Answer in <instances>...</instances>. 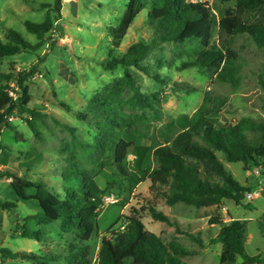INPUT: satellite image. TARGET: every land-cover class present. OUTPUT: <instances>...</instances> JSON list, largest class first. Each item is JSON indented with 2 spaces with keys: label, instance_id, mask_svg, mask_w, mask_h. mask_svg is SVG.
<instances>
[{
  "label": "rangeland",
  "instance_id": "obj_1",
  "mask_svg": "<svg viewBox=\"0 0 264 264\" xmlns=\"http://www.w3.org/2000/svg\"><path fill=\"white\" fill-rule=\"evenodd\" d=\"M127 1L65 0L64 17L55 23L63 28L64 35L55 30L45 38L39 50L6 59L3 72L17 75L36 70L26 84L25 93L32 96L30 106L49 117L38 123L43 135L41 141L35 138L18 112L9 122L18 120L15 122L19 137L10 129H0V175L10 173L35 183L43 182L64 196L65 187H74L79 192L82 186L80 181L66 183L62 177L65 169L71 167L68 157H76L79 168L86 171V179L93 178L106 191L102 199L112 196L117 201L100 207L98 228L89 242L93 263L103 239L123 229L135 210L139 211L146 228L165 244H178L193 254L183 258L188 264H219L223 246L212 243V239L232 220L249 221L247 253L264 257V196L250 203L244 199L240 204L224 201L221 206L205 209L184 204L169 206L151 192L150 181L130 183L117 175L107 152L88 149L98 135L96 123L104 122L106 127L115 125L124 139L149 149L144 160V168H148L153 167L154 150L170 145L179 133L192 128L199 117L221 123H237L243 118L264 121V91L259 82L260 76L264 77V49L246 34L229 37L215 32L213 44L224 50L231 49L239 58L238 88L220 82L217 75L208 70L184 69L196 58L197 45L157 41L148 10L140 13L120 47L114 49L108 28L119 25ZM190 1L208 4L217 16L233 6L223 0ZM53 3L54 0H0V37L5 41L7 30L13 29L26 41L38 43L37 37L28 33L24 22H44L47 9L42 5ZM136 43L152 44L154 49L144 62L149 75L130 69L131 86L123 68L110 72L101 63L124 55ZM0 85L7 88L9 95L6 101L0 100V106L5 109L20 93L14 79L2 80ZM132 87L139 91V96ZM60 101L70 106L71 111L63 108ZM78 112L89 114L90 120H78L75 116ZM54 119L76 127L75 135ZM217 156L235 180L250 192L264 189V171L254 175L253 170H246L242 163H230L220 152ZM135 160L134 154L131 155V168ZM12 181L0 179V201L18 202V207L12 211L0 207V246L20 254H35L38 259L1 261L0 257V264H70L66 255L74 236L61 231L60 221H55L56 215L40 203L35 189L24 190L25 200L19 199ZM151 204L168 216L172 224L155 220L149 211H143ZM41 213L51 218L46 225L25 221L27 216ZM25 225L30 230H46V242L23 239L21 233ZM239 264L247 262L242 260Z\"/></svg>",
  "mask_w": 264,
  "mask_h": 264
},
{
  "label": "trees",
  "instance_id": "obj_2",
  "mask_svg": "<svg viewBox=\"0 0 264 264\" xmlns=\"http://www.w3.org/2000/svg\"><path fill=\"white\" fill-rule=\"evenodd\" d=\"M233 3L218 16L206 3L190 0H128L124 15L116 27L108 28L112 48L118 49L136 18L148 10V19L156 34V40L181 46L196 44V58L185 65L184 69L200 68L217 75L220 82L234 88L240 85V65L238 56L231 49H221L213 44L215 32L235 37L248 35L261 49H264V0H223ZM47 9L46 19L42 23L25 21L28 33L37 37L38 43L32 44L22 34L13 29L6 32V40L0 37V81L15 80L20 95L11 100L7 108L0 106V129H10L19 137L17 127L9 119L18 112L35 138L43 140L39 129L40 122L49 116L30 106L32 96L25 93L26 84L36 73L35 69L23 71L17 75L3 72L7 58L23 52L39 50L45 38L56 30L55 23L63 18L64 0H54L53 4H43ZM153 46L143 43L132 44L120 57L105 60L101 66L106 71H116L119 67L125 71L126 81L133 86L131 68L149 75L144 62L151 56ZM161 63V62H160ZM264 91V77L259 78ZM135 89L136 95L139 91ZM6 87L0 85V100L6 101L9 95ZM193 93V90H187ZM60 105L71 111L70 106L60 101ZM78 120L88 122L89 114L75 113ZM54 121L63 129L75 135L74 126ZM98 135L88 149L107 152L121 178L135 185L150 181L151 192L165 200L169 206L184 204L198 209L223 205L224 201L240 204L249 188L243 187L229 173L220 161L217 153H222L230 163H242L246 170L264 168V121L243 118L237 123H221L218 120L199 117L195 125L179 133L170 145L157 148L152 153L153 167L144 168V160L150 151L146 147L136 146L124 139L115 125L106 127L104 122L96 123ZM1 135V134H0ZM135 156L133 168L130 156ZM71 167L62 174L64 182L80 181L78 191L74 187H65L62 196L52 191L45 183H35L10 173L0 175V179H12L11 185L19 199L25 200L24 190L35 189L40 203L56 215L61 231L74 236V243L67 250L66 260L70 264H188L184 257L193 254L178 244H165L144 225L139 211L127 218V223L114 232L111 238H104L96 262L90 255L89 242L98 228L99 210L103 203L105 190L100 188L93 178L86 179V171L79 168L77 158L68 157ZM3 210L12 211L18 202L0 201ZM149 211L155 220L172 224L170 218L159 213L154 204L143 209ZM28 221L46 225L51 218L46 213L27 216ZM249 221L232 220L224 224L212 243L223 246L219 264H239L242 258L247 264L264 260L262 256H249L246 250ZM47 231L38 228L30 230L24 226L23 239L46 242ZM1 261L37 260L35 254L17 253L10 248L0 246Z\"/></svg>",
  "mask_w": 264,
  "mask_h": 264
},
{
  "label": "built area",
  "instance_id": "obj_3",
  "mask_svg": "<svg viewBox=\"0 0 264 264\" xmlns=\"http://www.w3.org/2000/svg\"><path fill=\"white\" fill-rule=\"evenodd\" d=\"M262 171H264V168L263 167H258V168H255L252 173L254 175H259L260 172H262ZM261 196H264V189H261V190H259L256 193H252V192L248 191V192H246L244 194V201L246 203H250V202L254 201L255 199H257V198H259ZM116 202L117 201H115L112 196L111 197H104L101 207L104 206V205H111V204H114ZM263 224H264V217H263ZM252 264H264V260H261L260 262H255V263H252Z\"/></svg>",
  "mask_w": 264,
  "mask_h": 264
},
{
  "label": "crops",
  "instance_id": "obj_4",
  "mask_svg": "<svg viewBox=\"0 0 264 264\" xmlns=\"http://www.w3.org/2000/svg\"><path fill=\"white\" fill-rule=\"evenodd\" d=\"M64 4H65V0H64ZM63 17H64V16H63ZM17 56H18V55H17ZM5 61H6V60H5ZM5 61H4V62H5ZM8 62H15V61H14V60H8ZM2 68H3V67H2ZM15 121H18V120H12V121H11V125L14 126V127H17V126H16V125H17V122H15ZM22 123H23V122H22ZM4 131H5V130H4ZM4 131H3V132H4ZM1 135H2V134H1ZM1 135H0V137H1ZM0 156H1V152H0Z\"/></svg>",
  "mask_w": 264,
  "mask_h": 264
},
{
  "label": "water",
  "instance_id": "obj_5",
  "mask_svg": "<svg viewBox=\"0 0 264 264\" xmlns=\"http://www.w3.org/2000/svg\"><path fill=\"white\" fill-rule=\"evenodd\" d=\"M56 30L59 31L61 35H64V30L60 25L56 26ZM242 261V258L239 259V262Z\"/></svg>",
  "mask_w": 264,
  "mask_h": 264
}]
</instances>
